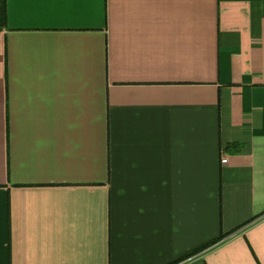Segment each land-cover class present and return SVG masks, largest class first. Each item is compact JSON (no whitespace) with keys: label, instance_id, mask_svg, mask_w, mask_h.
Segmentation results:
<instances>
[{"label":"crops","instance_id":"0c3cea01","mask_svg":"<svg viewBox=\"0 0 264 264\" xmlns=\"http://www.w3.org/2000/svg\"><path fill=\"white\" fill-rule=\"evenodd\" d=\"M4 1L0 264H264V0Z\"/></svg>","mask_w":264,"mask_h":264},{"label":"trees","instance_id":"16d2710c","mask_svg":"<svg viewBox=\"0 0 264 264\" xmlns=\"http://www.w3.org/2000/svg\"><path fill=\"white\" fill-rule=\"evenodd\" d=\"M6 23V7H5V1L4 0H0V25L1 24H5ZM223 238V235H220L210 241H208L207 243L199 246L198 248H196L195 250H192L191 252L181 256L180 258L174 260L173 262H170L169 264H177L185 259H187L188 257H191L199 252H201L202 250L214 245L215 243H217L218 241H220Z\"/></svg>","mask_w":264,"mask_h":264},{"label":"built area","instance_id":"2783aa9c","mask_svg":"<svg viewBox=\"0 0 264 264\" xmlns=\"http://www.w3.org/2000/svg\"><path fill=\"white\" fill-rule=\"evenodd\" d=\"M221 162H222V163L226 162V159H225V158H223V159L221 160Z\"/></svg>","mask_w":264,"mask_h":264}]
</instances>
